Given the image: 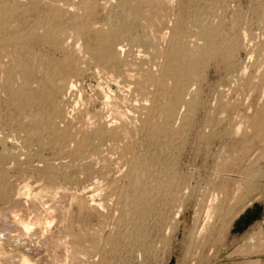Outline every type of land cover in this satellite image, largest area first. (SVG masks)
Listing matches in <instances>:
<instances>
[{
  "label": "rangeland",
  "instance_id": "1",
  "mask_svg": "<svg viewBox=\"0 0 264 264\" xmlns=\"http://www.w3.org/2000/svg\"><path fill=\"white\" fill-rule=\"evenodd\" d=\"M259 209L264 0H0V264H225Z\"/></svg>",
  "mask_w": 264,
  "mask_h": 264
},
{
  "label": "crops",
  "instance_id": "2",
  "mask_svg": "<svg viewBox=\"0 0 264 264\" xmlns=\"http://www.w3.org/2000/svg\"><path fill=\"white\" fill-rule=\"evenodd\" d=\"M234 236L237 240L230 243V251L225 253L222 262L225 264H264L263 218L253 221L243 232L234 231Z\"/></svg>",
  "mask_w": 264,
  "mask_h": 264
},
{
  "label": "bare ground",
  "instance_id": "3",
  "mask_svg": "<svg viewBox=\"0 0 264 264\" xmlns=\"http://www.w3.org/2000/svg\"><path fill=\"white\" fill-rule=\"evenodd\" d=\"M4 8V7H3ZM2 12V11H1ZM135 12V11H134ZM211 34L213 35V33H212V31H211ZM113 39V38H112ZM209 39H210V37H209ZM212 39V38H211ZM208 40V39H207ZM108 46V45H107ZM107 48H109V47H107ZM116 49V48H115ZM118 50V49H117ZM203 50V49H202ZM106 51V50H105ZM204 51V50H203ZM117 52V51H116ZM119 52V51H118ZM120 53V52H119ZM203 54V53H202ZM106 56V55H105ZM111 56V55H110ZM104 58V57H103ZM113 58V57H112ZM179 58H182L180 61H176V63H175V65H174V70H172V72L174 73V75L173 76H178L179 77V75L180 74H183L184 75V73L186 74H188V76H189V74H191V71H193L194 70V66H193V64H191V63H187L185 60V56H181V57H179ZM114 59V58H113ZM189 59V58H188ZM187 59V60H188ZM112 62V61H111ZM116 62V61H115ZM190 62H192V61H190ZM197 66V65H196ZM172 67H173V64H172ZM196 73V72H195ZM183 75H181V76H183ZM194 75V74H193ZM180 76V77H181ZM185 76V75H184ZM195 78V77H194ZM181 79V78H180ZM182 80V79H181ZM179 81V80H178ZM166 89V88H165ZM75 107V106H74ZM174 109V108H173ZM58 110V109H57ZM167 110V109H166ZM73 111V110H72ZM164 115H166V119L167 118H170V116H172L173 117V112H172V108H170V109H168L167 111H164ZM172 114V115H171ZM63 116H64V114H62ZM111 115V114H110ZM168 120V119H167ZM160 121V120H159ZM158 121V122H159ZM112 124H113V122H112ZM109 125V124H108ZM122 129V128H121ZM170 130V129H169ZM67 137V136H66ZM77 143H78V140H77ZM143 183V182H142ZM12 220V219H11ZM14 220V222L13 223H11V224H14L15 226L16 225H18V226H20L21 228H22V230L24 231V232H28L29 230H30V228H31V226L33 225L30 221H27V220H24L23 218H17V216L13 219ZM49 223H51V222H49L48 221V224ZM53 223V222H52ZM17 227V226H16ZM22 231V232H23ZM30 232V231H29ZM18 234H16V235H14L13 236V238L15 237L16 238V236H17ZM20 236V235H19ZM18 237V236H17ZM22 257V256H21ZM26 257V256H25ZM20 262H21V264H34L33 262H31V261H29V259H27V258H24V257H22V259L21 260H19Z\"/></svg>",
  "mask_w": 264,
  "mask_h": 264
},
{
  "label": "water",
  "instance_id": "4",
  "mask_svg": "<svg viewBox=\"0 0 264 264\" xmlns=\"http://www.w3.org/2000/svg\"><path fill=\"white\" fill-rule=\"evenodd\" d=\"M256 214L255 215H249L248 217H246L242 222H239L237 225H236V230L235 232H243L245 231V229H247V227L255 220L259 219L260 217V209L255 212Z\"/></svg>",
  "mask_w": 264,
  "mask_h": 264
}]
</instances>
